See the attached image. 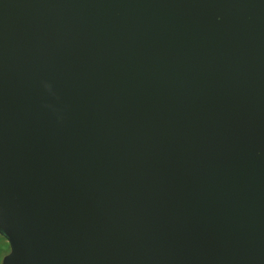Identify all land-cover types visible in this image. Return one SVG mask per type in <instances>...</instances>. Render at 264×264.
Listing matches in <instances>:
<instances>
[{
    "label": "water",
    "instance_id": "95a60500",
    "mask_svg": "<svg viewBox=\"0 0 264 264\" xmlns=\"http://www.w3.org/2000/svg\"><path fill=\"white\" fill-rule=\"evenodd\" d=\"M2 264H264V0H0Z\"/></svg>",
    "mask_w": 264,
    "mask_h": 264
},
{
    "label": "rangeland",
    "instance_id": "374dc122",
    "mask_svg": "<svg viewBox=\"0 0 264 264\" xmlns=\"http://www.w3.org/2000/svg\"><path fill=\"white\" fill-rule=\"evenodd\" d=\"M11 247L8 239L0 233V264L3 263L5 257L10 253Z\"/></svg>",
    "mask_w": 264,
    "mask_h": 264
}]
</instances>
